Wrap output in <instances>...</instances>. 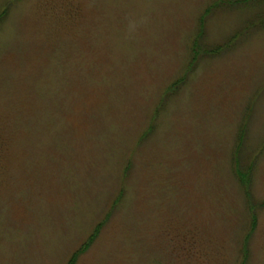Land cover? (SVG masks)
<instances>
[{
  "label": "rangeland",
  "instance_id": "rangeland-1",
  "mask_svg": "<svg viewBox=\"0 0 264 264\" xmlns=\"http://www.w3.org/2000/svg\"><path fill=\"white\" fill-rule=\"evenodd\" d=\"M235 1L0 0V264H264V0Z\"/></svg>",
  "mask_w": 264,
  "mask_h": 264
},
{
  "label": "trees",
  "instance_id": "trees-1",
  "mask_svg": "<svg viewBox=\"0 0 264 264\" xmlns=\"http://www.w3.org/2000/svg\"><path fill=\"white\" fill-rule=\"evenodd\" d=\"M256 0H243V1H240V0H236L235 2L238 3V4H248L250 2H255ZM196 43H197V40H195L192 44V49H191V54H193L195 56V48H196ZM217 52V49L216 51ZM194 60V58H193ZM233 172H234V175L235 177L238 179L239 183L244 186V193H245V199H246V204H247V208L251 211H253V207L251 205V193H250V185H251V175H252V166L251 165H248L247 167H244V168H241L239 166V162L237 159L234 160V164H233ZM93 236H91L89 238V240L82 246L81 250L82 251L83 249L86 248V246L91 242ZM79 251V252H80ZM78 252L77 253H74L72 255V257L70 258V260L68 261V264H72L77 256Z\"/></svg>",
  "mask_w": 264,
  "mask_h": 264
}]
</instances>
